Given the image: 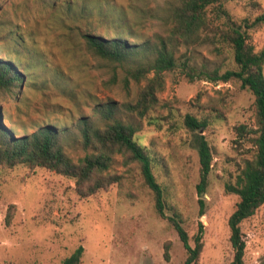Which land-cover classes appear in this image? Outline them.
<instances>
[{"label": "rangeland", "instance_id": "1", "mask_svg": "<svg viewBox=\"0 0 264 264\" xmlns=\"http://www.w3.org/2000/svg\"><path fill=\"white\" fill-rule=\"evenodd\" d=\"M90 1L94 7L90 21L97 34L111 37L119 31L130 42L140 43L156 29L157 20L146 12L156 9L161 0ZM62 5V0L56 7L41 0H5L0 9V45L14 49L10 32L26 41L25 46H17L25 80L17 96L0 99L1 121L16 137L48 123L73 126L97 103L127 96L120 83L106 81L111 74L104 63L86 49L75 28L66 26ZM223 7L228 15H222L220 22L246 25L264 11V0H223ZM118 15L124 19L119 21ZM116 25H121L119 30ZM248 29L256 47L264 46V22ZM177 57L178 66L165 73L166 87L160 93L168 109L155 113V123H145L136 138L154 159L167 214L175 211L190 237L200 222L204 224L197 264H231L234 250L228 220L238 195L227 192L225 185L239 172L235 126L252 122L254 95L239 82L189 78L186 58L197 69L233 65L229 55L209 40L181 43ZM122 74L119 69V78ZM144 83L132 81V97ZM208 103L224 115L201 129L215 157L208 188L200 194L199 152L184 118L187 113L201 117ZM67 149L76 159L90 150L79 139L71 140ZM108 172L126 178L85 197L76 191L73 179L47 168L0 167V264H64L80 245L84 247L81 264H185L187 251L177 230L158 214L138 173L130 174L121 156L115 157ZM11 205L13 216L7 223ZM242 229L247 242L245 264H264V204L242 223Z\"/></svg>", "mask_w": 264, "mask_h": 264}, {"label": "trees", "instance_id": "2", "mask_svg": "<svg viewBox=\"0 0 264 264\" xmlns=\"http://www.w3.org/2000/svg\"><path fill=\"white\" fill-rule=\"evenodd\" d=\"M4 1L0 0V9ZM41 2L56 7L59 0ZM91 2L62 0V20L66 26L78 31L86 49L103 62L111 74L106 81L120 83L126 91V98L97 103L89 116L77 119L73 126L48 123L17 137L3 125L0 116V167L47 168L73 179L76 191L86 197L124 181L125 175L108 172L115 157L121 156L127 171L134 176L138 173L143 184L150 189L158 214L168 219L177 230L187 251L185 264H197L204 246V224L200 222L197 233L190 237L179 215L175 211L172 215L167 214L164 189L154 172V159L138 142L136 135L145 123H155V113L168 109L167 104H162L160 93L166 87L165 73L178 66L180 44L209 40L220 53L229 55L233 65L197 69L186 58L183 64L189 78L198 77L214 83L239 82L241 88L254 95L252 122L235 126L239 172L234 181L225 185L227 192L238 195L228 220L234 250L231 264H245L247 242L242 223L264 204V46L256 47L248 28L264 22V11L251 24H225L220 22L222 15H228L223 0H161L156 9L146 12L157 20L153 35L137 43L130 42L128 36L119 31L111 37L95 33L90 21L94 10ZM105 16L109 17L110 13ZM122 18L118 15L119 21ZM10 34L11 39L14 38V49L7 50L0 45V99L17 96L27 75L26 71L19 69L21 52L17 48L25 46L26 41L19 34ZM119 69L124 73L121 78ZM132 81L145 82L135 97H132ZM203 107L207 112L201 117L187 113L184 118L199 152L200 182L197 188L200 194L208 188L215 157L214 147L201 129L205 131L214 119L224 115L216 105L208 103ZM73 139H79L85 149H90L77 159L67 149ZM13 206L8 209L7 223L11 222ZM169 248L170 242L166 243V259L170 257ZM83 253L84 247L80 245L64 259V264H81Z\"/></svg>", "mask_w": 264, "mask_h": 264}]
</instances>
